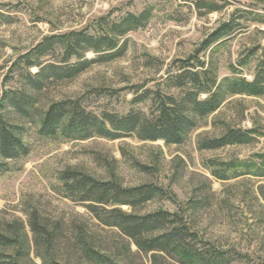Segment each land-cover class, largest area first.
<instances>
[{"label":"rangeland","instance_id":"rangeland-1","mask_svg":"<svg viewBox=\"0 0 264 264\" xmlns=\"http://www.w3.org/2000/svg\"><path fill=\"white\" fill-rule=\"evenodd\" d=\"M141 14H147L143 26L120 37L116 51L88 52L85 59L92 64L76 78L52 79L33 92L27 115L1 110L19 126L28 151L0 159V224H25L33 264H49L42 256L48 235L35 238L29 223L33 212L48 232H56L57 264H179L139 251L118 229L101 224L65 191L60 174L73 169L124 188L157 186L164 195L136 210L121 209L139 215L178 212L197 233L198 245L217 248L230 264H264V95H226L181 144L144 141L135 134L111 139L40 133L44 112L66 100L78 101L98 117L130 112L150 117L151 92L180 97L173 79L186 61L196 64L192 71L210 70L215 88L225 80L253 81L264 62V0H0V105L7 92H32L24 80L25 62L14 64L46 38L80 31L102 36L113 24ZM229 23L232 31L203 50ZM41 62L62 65V46L55 45ZM38 70L33 67L31 73ZM231 130L247 133L249 141L201 147ZM91 248L108 261L91 260L85 253Z\"/></svg>","mask_w":264,"mask_h":264},{"label":"trees","instance_id":"trees-1","mask_svg":"<svg viewBox=\"0 0 264 264\" xmlns=\"http://www.w3.org/2000/svg\"><path fill=\"white\" fill-rule=\"evenodd\" d=\"M146 18L147 14L129 15L122 22L113 24L109 32L102 36L80 31L46 38L31 52L21 57L14 65L20 66L22 61L25 62L24 66L28 72L24 80L32 92L10 91L3 97L0 105V159L13 160L28 151L20 135L19 126L12 124L1 110L9 108L18 115H27L29 109L33 107V92L41 91L44 83L52 79L76 78L92 64L85 59L86 53L116 51L119 47V38L131 29L142 27ZM232 29L233 25L225 24L204 43L202 49H208ZM55 45L63 48L62 65L42 63V57ZM115 53L107 54L110 55L107 57H114ZM72 59H76V63L70 64ZM33 67L39 69L36 74L31 73ZM190 67L197 68L196 64L184 62L183 72L173 79L175 88L181 90L180 97L167 95L160 90L151 92L153 109L150 117L135 112L122 117L107 113L98 117L86 113L78 101L66 100L52 103L44 112L40 133L47 137L63 133L71 138H88L95 133L111 139L135 134L144 141L162 140L166 144H181L188 138L196 121L216 112L226 95H264V62L253 81L225 80L217 88H215L217 79L210 70L192 71ZM201 68H205V62L201 63ZM202 94L207 97L201 98ZM247 141H249L247 133L231 130L219 138L203 141L201 147L207 150L219 149ZM1 168L0 163V170ZM60 180L65 191L76 201L83 203L101 224L118 229L139 251L145 254L153 253L155 259L163 254L179 264H230L222 251L197 244L199 242L197 233L180 213L159 209L153 213L139 215L121 209V206H129L136 210L155 197L164 195V190L157 186L124 188L118 182L112 180L103 182L73 169L62 172ZM29 223L36 239L38 236L48 235L47 249L42 255L43 262L57 264L54 261L56 258L53 250L56 232H48L40 223L37 212L30 215ZM31 252L29 236L23 222L0 224V264H33ZM85 253L96 262L108 261V258L93 248L86 250Z\"/></svg>","mask_w":264,"mask_h":264}]
</instances>
